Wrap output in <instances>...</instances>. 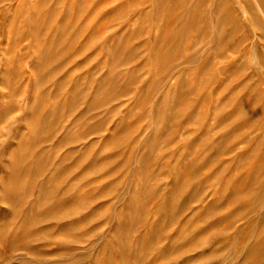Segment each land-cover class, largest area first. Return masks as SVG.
Instances as JSON below:
<instances>
[{
	"label": "rangeland",
	"instance_id": "374dc122",
	"mask_svg": "<svg viewBox=\"0 0 264 264\" xmlns=\"http://www.w3.org/2000/svg\"><path fill=\"white\" fill-rule=\"evenodd\" d=\"M0 264H264V0H0Z\"/></svg>",
	"mask_w": 264,
	"mask_h": 264
},
{
	"label": "bare ground",
	"instance_id": "6f19581e",
	"mask_svg": "<svg viewBox=\"0 0 264 264\" xmlns=\"http://www.w3.org/2000/svg\"><path fill=\"white\" fill-rule=\"evenodd\" d=\"M249 192H250V191H249ZM250 195H251V194L248 193L247 197H249ZM244 196H246V195H244Z\"/></svg>",
	"mask_w": 264,
	"mask_h": 264
}]
</instances>
